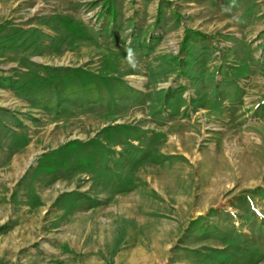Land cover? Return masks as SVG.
Segmentation results:
<instances>
[{
  "label": "rangeland",
  "instance_id": "374dc122",
  "mask_svg": "<svg viewBox=\"0 0 264 264\" xmlns=\"http://www.w3.org/2000/svg\"><path fill=\"white\" fill-rule=\"evenodd\" d=\"M0 264H264V0H0Z\"/></svg>",
  "mask_w": 264,
  "mask_h": 264
}]
</instances>
